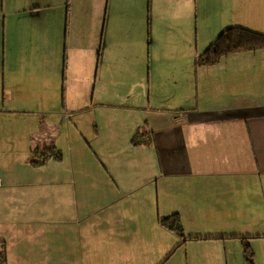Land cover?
Listing matches in <instances>:
<instances>
[{"label":"crops","instance_id":"1","mask_svg":"<svg viewBox=\"0 0 264 264\" xmlns=\"http://www.w3.org/2000/svg\"><path fill=\"white\" fill-rule=\"evenodd\" d=\"M236 26L264 0H0V264H264V48L196 63Z\"/></svg>","mask_w":264,"mask_h":264},{"label":"trees","instance_id":"2","mask_svg":"<svg viewBox=\"0 0 264 264\" xmlns=\"http://www.w3.org/2000/svg\"><path fill=\"white\" fill-rule=\"evenodd\" d=\"M260 48H264L263 33L244 27H230L225 29L205 51L197 56L196 63L200 65H211L218 62L223 56L231 52L255 50ZM52 156H54V153L51 151L41 152L39 154L40 162H44ZM160 223L166 228L174 231L179 236H183L182 225L177 214L163 218ZM245 252L249 253L247 247L245 248Z\"/></svg>","mask_w":264,"mask_h":264},{"label":"rangeland","instance_id":"3","mask_svg":"<svg viewBox=\"0 0 264 264\" xmlns=\"http://www.w3.org/2000/svg\"><path fill=\"white\" fill-rule=\"evenodd\" d=\"M1 46H2V47H1V51H2L3 43L1 44ZM18 111H19V112L15 113L17 117H24V116L26 115V113L21 112L22 109H18ZM246 253H247V252H246ZM239 255H240V260H239V262L236 263V264H248L247 261H246L245 258H244V256H245L246 254H245V252H244L243 249L240 251V254H239Z\"/></svg>","mask_w":264,"mask_h":264}]
</instances>
